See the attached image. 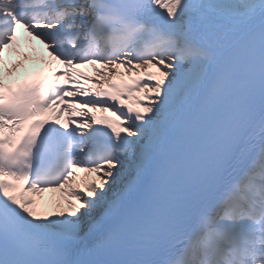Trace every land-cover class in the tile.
<instances>
[{
	"label": "snow or ice",
	"instance_id": "snow-or-ice-1",
	"mask_svg": "<svg viewBox=\"0 0 264 264\" xmlns=\"http://www.w3.org/2000/svg\"><path fill=\"white\" fill-rule=\"evenodd\" d=\"M0 264H264V0H0Z\"/></svg>",
	"mask_w": 264,
	"mask_h": 264
},
{
	"label": "bare ground",
	"instance_id": "bare-ground-1",
	"mask_svg": "<svg viewBox=\"0 0 264 264\" xmlns=\"http://www.w3.org/2000/svg\"><path fill=\"white\" fill-rule=\"evenodd\" d=\"M93 83H94V81H93ZM85 174L84 173H81V176H84Z\"/></svg>",
	"mask_w": 264,
	"mask_h": 264
}]
</instances>
